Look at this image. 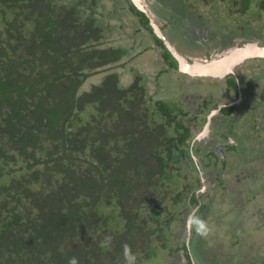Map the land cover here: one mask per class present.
Returning <instances> with one entry per match:
<instances>
[{
  "label": "trees",
  "instance_id": "trees-1",
  "mask_svg": "<svg viewBox=\"0 0 264 264\" xmlns=\"http://www.w3.org/2000/svg\"><path fill=\"white\" fill-rule=\"evenodd\" d=\"M127 1L177 67L147 15ZM200 2L208 14L233 18L258 9L264 18V0ZM96 5L0 0V264H68L72 256L79 264H124L125 243L135 257L157 255L151 246L163 236L157 226L181 222L189 209L185 204L173 211L184 202L182 193L192 188L191 203L199 201L200 176L182 147L191 126L176 117L187 111L152 98L144 108L147 86L136 77L124 81L116 70L132 50L105 44L108 28ZM130 65L150 72L138 62ZM229 85L236 88L234 77ZM172 145L180 155L170 152ZM188 170L196 173L193 179ZM182 182L184 190L174 195L171 183ZM105 208L117 212L124 228L110 227Z\"/></svg>",
  "mask_w": 264,
  "mask_h": 264
},
{
  "label": "rangeland",
  "instance_id": "rangeland-1",
  "mask_svg": "<svg viewBox=\"0 0 264 264\" xmlns=\"http://www.w3.org/2000/svg\"><path fill=\"white\" fill-rule=\"evenodd\" d=\"M143 1L146 7L154 11L153 16L160 26H169L168 29L173 31V34L170 33V36H174L173 38H180L184 34L186 25L195 22L192 17H198V19L203 22L204 26L209 27L211 32L216 35L215 41L221 38V41H219L221 44L227 36L230 38L238 37L242 40L248 38L247 40L256 41L259 45L264 44V18L261 19V13L259 14L258 9L250 10L248 12L250 15L245 14L240 17L231 18V15L223 16L221 12L208 14L209 10L207 8H205V10L203 9V4L200 0H159L161 1L159 5L155 3L157 0L155 2H153L154 0ZM96 4L95 14L108 28L106 31L108 33L105 38V44L132 50L131 54H128L129 56L127 55V57L121 60V62H125V65L118 64L116 68L117 71L122 73L125 81V77L131 78L128 72L134 73L137 70L135 66H131L130 64L144 59L143 57L133 61L131 55L134 54L136 57L137 54H141L144 50L149 48V46L152 45V35L148 33V30L143 28L140 18L129 10L130 3L127 0H96ZM187 5L190 6V9L187 8ZM194 35L195 33L193 37ZM177 47L185 55L192 54L193 56H191L193 58H196L198 50L201 49L197 45H187L181 41H178ZM155 49L157 50L153 49L145 53V56L149 57V55H151L148 59L150 63L151 60L156 57V59L161 62V64L157 63L158 67L160 68V65L163 68L166 67L163 61L158 59V57L161 56L160 50L158 48ZM229 49L232 50L231 48ZM128 59L132 60L129 61ZM256 63H258V61L253 62L254 65L250 68L244 69L242 76L239 77L241 85L243 84L242 93L245 92L244 79L246 83L254 79L258 83H262L264 87V74L261 75L264 72V64L258 65ZM120 73L119 75L121 76ZM135 74L138 73L135 72ZM186 78L189 77L185 76L183 80L180 78L179 81V76L176 77L173 71L167 70L165 76L162 78V83L166 85L163 87L164 89L162 92L165 93L163 94L159 90L156 94H153V89L150 88L148 91L149 97L152 98L153 101L163 99V101L170 104L171 107L173 104H176V107H180L183 111H187L189 110L187 109L188 106L184 102H181L182 99L179 97L182 92L188 94H207L210 90L212 94H215L214 91L218 88L214 84L201 85V87H198L200 90L196 87H188L185 86L184 82ZM203 78L204 77H199L198 79L201 80ZM97 80V77L90 79L93 83H96ZM192 80L196 81L194 78ZM204 80H206V78ZM208 80L214 82L213 78ZM219 82L221 83V81ZM86 87H88V84ZM229 93L230 96L233 97L234 92L230 91ZM247 94L249 97L250 92H247ZM216 96H218L217 93ZM190 99L193 102L196 100L193 97ZM175 109L176 108H174V110ZM150 113L157 117V114H154L155 110L151 109ZM178 116L186 122L190 121L191 117L195 118V114L190 111H187V115L177 114L176 117ZM251 118V115L243 117L244 120L246 119V121H244L246 124ZM232 119H234V117H231L229 120L225 119L223 123L224 126H228V123ZM240 121H242V119H240ZM244 122H240L243 123L240 125V129L241 126L245 124ZM219 124L221 128V119ZM246 124L245 126H247L246 129L248 130V125ZM255 131L258 130L256 129ZM255 131L252 133L250 132L249 136L256 134ZM258 141V138L252 141L250 138V141L247 142L248 155L244 160H239L238 158H233L231 160V155L228 156V158H226L228 159L226 161V167L223 169V175H221L222 185H216V188H208L202 197V204L206 203V201H209L210 204L208 211H201L199 214V222H203L204 224L203 232L205 233L203 239L204 249L208 256L206 258L208 264H258V262L259 264H264V157L257 158L258 155H264V143L258 144ZM239 151L241 152L243 150ZM212 161H214V163L216 162L214 158L206 160L208 163H212ZM220 165V163H217L215 167L208 165L207 168L211 169L210 171H214L210 185L214 184L217 177L216 173L221 172ZM180 170L183 172L185 168H180ZM195 174L196 173L192 171L188 178L193 179L196 176ZM180 184V186H177L171 183L172 186L170 188L174 190V195L178 193V191L182 193L184 190L182 186L184 182ZM185 192L191 194L194 191L186 190ZM170 208L171 205L168 204L166 209L161 211V216L163 218L168 213L167 209ZM200 208L201 206L197 208L198 211ZM193 209L195 208L192 207L191 211ZM175 210L179 211L181 208H174L173 211ZM105 211H107L110 216L109 225L111 228H124L123 221L119 222L118 219H116L115 215H117V212L113 213L110 208H105ZM190 212L186 213V216L182 218L180 223L174 221L170 226H167L165 220L162 221L161 219V225L157 227L161 229V235L163 236L159 238V241L151 245L152 248L154 247L155 249L158 247V250L156 249L157 251H155L157 255L143 251L141 256H136V259L139 258V260H141L140 263L135 262V264H188L183 254L179 255L174 251V254L171 255V251L178 248L180 245L183 238L182 233L184 232ZM153 240L154 238H152L151 241ZM163 244H166L164 248ZM148 246L149 242L145 244V247L148 248ZM171 246L173 250H170ZM145 253L148 254L147 257Z\"/></svg>",
  "mask_w": 264,
  "mask_h": 264
},
{
  "label": "flooded vegetation",
  "instance_id": "flooded-vegetation-1",
  "mask_svg": "<svg viewBox=\"0 0 264 264\" xmlns=\"http://www.w3.org/2000/svg\"><path fill=\"white\" fill-rule=\"evenodd\" d=\"M154 0L153 2H155ZM162 1V0H161ZM161 1L157 0L158 5L161 3ZM145 4V2L143 1ZM189 5V4H188ZM187 5V8L190 9V6ZM145 8L148 10L151 18L154 20L155 23L156 20L153 16L154 11L149 9L148 7ZM139 17V16H138ZM148 17V16H147ZM140 18V17H139ZM149 18V17H148ZM194 18L193 21L188 23L184 29V34L180 38H173L174 36H170V33L173 34V31H170L168 29L169 26H160L159 25L164 37L166 40L175 47V49L178 51V53L183 54L181 50L178 49L177 43L178 41L184 42L187 45H197L201 49L198 50V54L196 55V58L192 57V54H183L189 61H196V60H213V59H221V56H223L225 53H227L231 48L240 47L243 46L247 42H254L253 40H247L246 38L244 40L239 39L238 37H225L222 44L221 38L218 41H215L216 35L211 32L209 27H205L203 22L198 19V17H192ZM141 20V18H140ZM149 24L150 18H149ZM143 26V25H142ZM145 28V27H143ZM146 29V28H145ZM147 30V29H146ZM152 31L154 32V29L152 27ZM148 33L152 35V33L148 30ZM195 33L194 37L193 34ZM186 34V35H185ZM157 36V35H156ZM152 37V45L149 46L146 50H144L141 54H137V56L134 58V60H137L139 58L144 59L142 61H138V64L147 69L150 72L146 71H137L138 74L131 73V78L136 77L138 78L139 84L140 80L143 82L142 86L145 85L147 87H143L142 89V101L144 108L150 104V97H146V93L150 90V88L153 89L152 93H157L159 90L161 91V85H160V78H163L165 76L166 71H173L176 74V77L179 76L181 80L184 79L185 76L189 77L184 80L185 86L188 87H196L200 90L201 85L205 84H214L217 89H215V94H212L209 90L208 93H191L188 94L186 92H182L179 96L182 100L181 102H184L188 107L187 111H190L191 113L195 114V118L191 117V120L186 122L187 125L191 126V135L189 137V143L188 145H182L183 149L189 151L190 157L194 161L195 165V172L199 174L200 176V185L199 188H195L196 191V197L199 199L198 203H191L192 202V194H188L185 192V194H182L184 199L183 203L179 206L181 209L187 205L189 208L187 210V213L191 211V208L193 209L190 214L188 215L186 225L184 232L182 233V240L180 242V245L176 249H172L171 246V255L174 254V251L177 254H183L186 258V262L188 264H208L207 263V254L206 250L204 249V233L203 228L200 229V222H199V216L198 214L201 213V211L205 212L208 211L209 203L206 201L207 207L202 206V197L208 190V188H216V185H222L221 183V175H223V169L226 167V164L224 161H227L228 156L231 155V160L233 158H238L239 160H244L245 157L248 155L247 150V142L254 139H259L258 144L264 143V87L262 83H258L256 80H250L249 83H246L244 80V90L245 92L242 93V86L241 80L239 77L242 76V72L244 69H248L251 66H253V62L258 61V65L264 64V56H252L247 57L245 60H243L241 63L236 64L233 67V72L226 73L224 76L216 77L212 76L210 74H191L183 72L178 64V61L176 58L172 55L170 50L166 47L164 41L159 38L163 45L166 47V49L171 53L172 57H174L177 67H172L173 60L172 58L165 57L163 53V48L161 45L157 44L156 40L154 39L153 35ZM188 37V38H187ZM230 38V39H229ZM177 40V41H176ZM256 42V41H255ZM261 46H264L261 45ZM155 48H158L161 52V56L158 57L159 60L163 61V64L166 65V67H158V64H161L156 57L155 59L151 60V63L149 62V57L151 55L145 56V53L151 51V50H157ZM149 49V50H148ZM222 53V54H221ZM192 55V56H191ZM202 55V56H201ZM198 56V57H197ZM256 60V61H254ZM253 61V62H252ZM158 63V64H157ZM167 69V70H166ZM179 73V74H178ZM264 72L261 74L263 75ZM156 77L158 79L156 80ZM199 77H204L203 79L199 80ZM231 77H234L236 81V88H232L229 85V80ZM130 78V79H131ZM151 80L147 83L146 81ZM195 79L196 81H193L192 79ZM197 78V79H196ZM206 78V80H204ZM210 78L214 79V82L208 80ZM129 79V78H128ZM129 79V80H130ZM221 81V83L219 82ZM132 81H129L131 83ZM242 82V83H243ZM203 91V90H202ZM230 91L234 92L233 97L230 96ZM247 92H250L249 97ZM216 93L218 96H216ZM197 95V96H196ZM190 96V97H189ZM195 98L194 102L190 98ZM238 98V99H235ZM199 99V100H198ZM160 100V99H158ZM156 101H152L154 104ZM199 102V103H198ZM152 104V106H153ZM174 108L176 107V104H173ZM195 107V108H194ZM179 109H182L178 107ZM183 111V110H182ZM186 112V111H185ZM152 116H154L151 113ZM251 115L252 118L250 121L246 124V119L244 120L243 117ZM231 117H234V119L230 120L228 123V126H224L225 119H230ZM220 119H221V128H220ZM242 119V121H240ZM155 126H161L160 123H158L157 119L153 120ZM244 122L246 125H248V130L246 129L247 126L245 124L241 126L240 125ZM258 131H255V130ZM160 130V129H159ZM154 131H156L154 129ZM256 132V134H252L249 136L250 132ZM158 132V131H157ZM161 132V130H160ZM159 134V133H155ZM168 141L171 143L172 140L168 139ZM176 143V141H174ZM244 146V147H242ZM171 147V146H170ZM170 152L173 153L174 156L180 155L178 154V147L177 145H172L170 148ZM160 150V146L157 147ZM243 150V151H239ZM188 153H185L182 157H188ZM181 157V158H182ZM264 157V155H263ZM220 163V171L216 173L217 177L215 179V182L213 185H210V182L213 178L214 171H210L211 169L207 168L209 166H214L217 164L216 162L212 161V163L206 162V160L213 159ZM183 159V158H182ZM171 164H169V167ZM233 167V165H232ZM234 169V168H233ZM189 171V170H188ZM192 173V171H189ZM251 176V175H249ZM160 184H157L159 186ZM186 190H193L192 188L186 189ZM172 197V196H171ZM170 197V199H171ZM209 199V198H208ZM191 203V204H190ZM161 206V205H160ZM200 208L198 211L197 208ZM182 213V212H181ZM183 214V213H182ZM186 216V212L183 214V217ZM182 218H180L181 220ZM176 222V221H175ZM177 223H180L177 221ZM204 226V224H203ZM202 256V257H201ZM190 259V261L188 260ZM204 262V263H203ZM254 262V261H253ZM248 264V263H244ZM259 264V262H258Z\"/></svg>",
  "mask_w": 264,
  "mask_h": 264
},
{
  "label": "water",
  "instance_id": "water-1",
  "mask_svg": "<svg viewBox=\"0 0 264 264\" xmlns=\"http://www.w3.org/2000/svg\"><path fill=\"white\" fill-rule=\"evenodd\" d=\"M134 5L141 11H143L149 18H150V23L151 26L154 29L155 34L161 38L166 47L170 50V52L172 53V55L176 58V60L178 61L179 67L183 72L186 73H190L188 72L185 68L186 65H202L206 68H213L214 71L215 69V65L219 62L222 61L223 59L226 60L225 63H222L220 68H218V70H216V73H212L206 72V74H210L212 76H224L226 73L229 72H233V67L238 64L241 63L243 60H245V58L247 57H252V56H264V46H261L258 44V42H247L245 43L243 46L240 47H235L232 49V51L230 53H233L235 51H238V55L237 58H235L234 60L230 61L229 58H225V56L221 57V59H213V60H196V61H189L183 54L178 53V51L175 49L174 46H172L164 37L159 25H157V23L154 22V20L151 18L148 10L145 8V4L143 3V0H131ZM249 51H252L253 53H249ZM198 73H202L205 74V72H197ZM196 74V73H195Z\"/></svg>",
  "mask_w": 264,
  "mask_h": 264
},
{
  "label": "bare ground",
  "instance_id": "bare-ground-1",
  "mask_svg": "<svg viewBox=\"0 0 264 264\" xmlns=\"http://www.w3.org/2000/svg\"><path fill=\"white\" fill-rule=\"evenodd\" d=\"M232 50H230L229 52H227L226 54H224L223 56H225V58H229L230 59V61H232V60H234L235 58H237V55H238V51H235V52H233V53H230ZM250 53H253L252 51H249V53L248 54H250ZM223 56H221V57H223ZM226 62V60L225 59H223L222 61H219L216 65H215V68H217V69H215V71L216 70H218V68H220V67H222L221 66V64L222 63H225ZM188 72H190L191 74H195V73H197V72H213V73H216L215 71H214V69L213 68H206V67H204V66H202V65H186V68H185ZM211 72V73H212ZM198 74H201V73H198ZM143 122V121H142ZM174 161V160H173ZM133 174V173H132ZM114 178V177H113ZM199 188V187H198ZM113 189V188H112ZM255 189V188H254ZM85 213V212H84ZM12 219V218H11ZM140 228V227H139ZM135 243V242H134ZM115 261V260H114Z\"/></svg>",
  "mask_w": 264,
  "mask_h": 264
},
{
  "label": "clouds",
  "instance_id": "clouds-1",
  "mask_svg": "<svg viewBox=\"0 0 264 264\" xmlns=\"http://www.w3.org/2000/svg\"><path fill=\"white\" fill-rule=\"evenodd\" d=\"M202 228L203 222H200V229ZM122 255L124 264H135V254L131 251L130 246L126 243L122 246ZM68 264H79L78 258L76 256L70 257L68 260Z\"/></svg>",
  "mask_w": 264,
  "mask_h": 264
}]
</instances>
